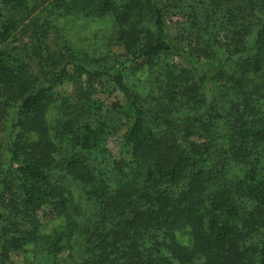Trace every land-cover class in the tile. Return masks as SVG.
<instances>
[{
  "label": "trees",
  "instance_id": "trees-1",
  "mask_svg": "<svg viewBox=\"0 0 264 264\" xmlns=\"http://www.w3.org/2000/svg\"><path fill=\"white\" fill-rule=\"evenodd\" d=\"M0 47V264H264V0H0Z\"/></svg>",
  "mask_w": 264,
  "mask_h": 264
},
{
  "label": "rangeland",
  "instance_id": "rangeland-1",
  "mask_svg": "<svg viewBox=\"0 0 264 264\" xmlns=\"http://www.w3.org/2000/svg\"><path fill=\"white\" fill-rule=\"evenodd\" d=\"M68 32L72 41L79 48L90 51L99 49V51L105 52L109 49L108 44L115 33V29L111 20L108 19L103 21L97 19L74 22L70 25ZM114 51H118V49H115ZM110 147L117 151L120 149V143L118 146L117 141H112ZM181 240L183 243L188 244V239L184 236L183 238L181 237ZM19 262L20 260L17 259L16 263ZM198 263H200V261H198Z\"/></svg>",
  "mask_w": 264,
  "mask_h": 264
}]
</instances>
